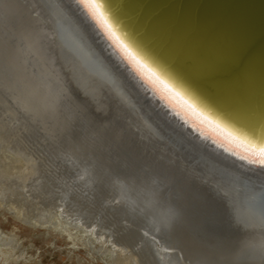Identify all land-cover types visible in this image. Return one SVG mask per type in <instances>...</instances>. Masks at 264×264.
<instances>
[{"label":"rangeland","instance_id":"374dc122","mask_svg":"<svg viewBox=\"0 0 264 264\" xmlns=\"http://www.w3.org/2000/svg\"><path fill=\"white\" fill-rule=\"evenodd\" d=\"M50 23L33 0H0V264H254L264 245L241 224L210 235L218 203L76 80ZM135 195L165 213L140 214Z\"/></svg>","mask_w":264,"mask_h":264},{"label":"water","instance_id":"95a60500","mask_svg":"<svg viewBox=\"0 0 264 264\" xmlns=\"http://www.w3.org/2000/svg\"><path fill=\"white\" fill-rule=\"evenodd\" d=\"M33 2L49 17L59 56L76 80L92 79L107 91L139 122L132 126L137 138L218 203L219 228L211 236L237 232L246 213L264 223V185L252 176L263 173L264 164L225 149L172 110L77 0ZM96 2L132 49L203 108L254 141L264 139V0ZM90 39L98 50L89 47Z\"/></svg>","mask_w":264,"mask_h":264},{"label":"bare ground","instance_id":"6f19581e","mask_svg":"<svg viewBox=\"0 0 264 264\" xmlns=\"http://www.w3.org/2000/svg\"><path fill=\"white\" fill-rule=\"evenodd\" d=\"M77 1L84 8L86 13L93 20L94 24L99 28L102 35L107 39V41L112 45V47L115 48L117 50V52L127 61V63L130 65V67H132V69L135 70V72L139 75V77L152 90H154L157 95H159L161 98L164 99V102L167 103V105H169L172 110L179 113V115L182 116V118H184L187 122H189L191 125L196 127L198 130H200L202 134H208L217 143L224 146L225 149H227L231 152L233 151L235 154H237L239 156L245 157L247 159H251L255 163V166H257V167L259 166V164H264V139H261L259 142L254 141L253 139H251V137H249L245 134L239 133L238 131L233 129V127L228 125L226 122L222 121L218 117L211 114L210 111L203 108L199 103H197V101L193 97L188 95L181 87L177 86L173 81H171L166 74L162 73L155 66H153L149 62H147L140 54H138L134 49H132L128 45V43L125 42L123 40V38H121V36L118 33L115 32V30L112 28L111 23L106 18V15H104L102 13L101 8H100L101 7L100 3H97L96 0H86L87 3L95 4L97 6L100 17L103 18V21H106L107 27L110 28L111 32L115 34V36L118 38V40L124 46H126V48L129 51H131L136 56V58L143 65H145L147 69L150 70L151 73L155 74L154 77L147 72L144 73L143 75H141V73L139 71H137L136 68L133 67V64L130 63L129 60L125 58L124 53L120 50V48L117 47V45H116V43H114L113 39H111L109 37L108 31L104 27H101V23L98 22L97 18L93 17L92 12L96 11V9L90 10L88 7L85 6V3H81L80 0H77ZM89 42H90L89 47L92 50L93 49L98 50L96 48V46H95L96 44L93 42V40L90 39ZM89 51H90V49H89ZM99 55L103 56L101 53ZM165 85H167V87H165ZM164 171H163V174H164ZM166 171H165V174H166ZM174 171H171V172L173 173ZM254 172L256 174H254L252 176H254L258 179V181H259L258 184L264 185V172L260 173V172H257L256 170H254ZM157 173H159V172L157 171ZM167 173H168V171H167ZM172 173H168L167 176L171 175ZM163 174H161V175H163ZM167 176L164 175V177H166L167 178L166 180L168 181L170 179ZM172 177H173V175H172ZM175 177H176V175L172 179H174ZM183 178L184 177H182V180H183ZM187 180L188 179H186V182H187ZM184 181H185V178H184ZM176 185H178V184H176ZM173 186H174V184H173ZM179 186H181V185H178V188H179ZM176 190H177V188H176ZM184 190H179V191L183 192ZM186 192H187V190H186ZM185 194H187V193H185ZM261 198H263V197H260V199ZM131 201H132L131 204H133L132 205L133 209L136 210L137 212H139L140 214H143L144 216H146V214L147 215L151 214V215H153L154 218H158L159 216H161L162 213H165L164 211L163 212L160 211V213H159V211H154V209H152V208L150 210V207L148 208L149 209L148 210L147 207L143 206V202H140L138 195H135ZM138 203H140V205ZM146 206H148V205H146ZM157 212H158V215H157ZM140 214H138V215H140ZM244 215L247 216V218L244 219L247 222H243L241 224V226L243 225V227L245 228V230H244V228H243V230H244L246 237L249 239V240H247L248 244L251 245L252 243H258V244L264 245V223L262 222V219L261 220H258L256 218L254 219L252 214H250V213H246ZM210 220H211V218H210ZM239 220H241V219H239ZM238 231L242 232L241 230H238ZM249 245H247V246H249ZM258 252L259 253H257V251H254V252L252 251L249 253L255 260L254 264H264V246H263V248H259ZM197 261L199 262V259H197Z\"/></svg>","mask_w":264,"mask_h":264},{"label":"snow or ice","instance_id":"6c2138e0","mask_svg":"<svg viewBox=\"0 0 264 264\" xmlns=\"http://www.w3.org/2000/svg\"><path fill=\"white\" fill-rule=\"evenodd\" d=\"M81 3H85V6L88 7L90 10L96 9V11H93V17L98 19V22L101 23V27H104L108 33H109V37L111 39H113L114 43H116L117 47L120 48V50L124 53L125 58L129 60L130 63L133 64V67L137 69V71H139L141 73V75H143L144 73H149L150 75H152L153 77L155 76L154 73H151L149 69L146 68L145 65H143L137 58L136 56L129 51L126 46H124L119 40L118 38L115 36L114 33L111 32L110 28L107 27V23L106 21H103V18L100 17L97 6L95 4H89L86 2V0H80ZM165 87H167V85H165Z\"/></svg>","mask_w":264,"mask_h":264}]
</instances>
